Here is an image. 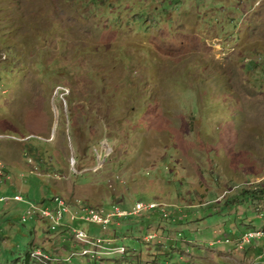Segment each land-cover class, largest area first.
Here are the masks:
<instances>
[{
  "label": "rangeland",
  "instance_id": "rangeland-1",
  "mask_svg": "<svg viewBox=\"0 0 264 264\" xmlns=\"http://www.w3.org/2000/svg\"><path fill=\"white\" fill-rule=\"evenodd\" d=\"M239 2L0 0V264H264V0Z\"/></svg>",
  "mask_w": 264,
  "mask_h": 264
},
{
  "label": "built area",
  "instance_id": "built-area-1",
  "mask_svg": "<svg viewBox=\"0 0 264 264\" xmlns=\"http://www.w3.org/2000/svg\"><path fill=\"white\" fill-rule=\"evenodd\" d=\"M15 199H20L19 196H16ZM10 198L0 195V202H7L9 201ZM60 203L62 204V202L60 201ZM140 204L138 203V208H140ZM114 207H112V209L110 211H106V209H104L103 207L101 208H95V210H91V217H92V221L90 223H96V224H100L102 225L103 228H106V225L109 224L111 221H113V218L116 216H121L124 214V212L121 211H113ZM28 213V212H27ZM24 220H26L25 216H24ZM80 232V231H79ZM82 234V232H80ZM248 238H251L253 236H259V235H254L252 233H248L247 234Z\"/></svg>",
  "mask_w": 264,
  "mask_h": 264
},
{
  "label": "bare ground",
  "instance_id": "bare-ground-1",
  "mask_svg": "<svg viewBox=\"0 0 264 264\" xmlns=\"http://www.w3.org/2000/svg\"><path fill=\"white\" fill-rule=\"evenodd\" d=\"M252 234L259 235L260 236L259 233H252ZM78 237H79V239L82 240V242H84V244H88L87 236H86V234L84 232H82V234L80 232H78ZM99 239H101V238H99ZM97 244H98V246H100L99 243H97ZM32 256L35 257V258H37V259H39V261L41 262V264H51V261H50L51 260V257L49 255H47L49 259L42 257L39 253H37L36 255H34V253H32Z\"/></svg>",
  "mask_w": 264,
  "mask_h": 264
},
{
  "label": "clouds",
  "instance_id": "clouds-1",
  "mask_svg": "<svg viewBox=\"0 0 264 264\" xmlns=\"http://www.w3.org/2000/svg\"><path fill=\"white\" fill-rule=\"evenodd\" d=\"M242 1H244V0H241V2H239V5H241L243 2ZM247 5H250L249 3L247 4ZM27 215V210H26V213L23 215V217H22V220L25 222L26 220H24V216H26ZM33 216H31V218H32ZM30 218V219H31ZM42 252H44V253H46L45 251H42ZM32 253H33V251L30 253V258L31 259H33L34 260V262H35V264H41V262L39 261V259H37V258H35V257H33L32 256ZM47 254V253H46ZM50 257H51V264H53V257L51 256V255H49Z\"/></svg>",
  "mask_w": 264,
  "mask_h": 264
},
{
  "label": "crops",
  "instance_id": "crops-1",
  "mask_svg": "<svg viewBox=\"0 0 264 264\" xmlns=\"http://www.w3.org/2000/svg\"><path fill=\"white\" fill-rule=\"evenodd\" d=\"M86 229H88V230H91V229H89V225L86 227ZM93 231V230H92ZM101 242H103L101 239H99L98 240V243H101ZM112 242L114 243L115 242V240H114V238H112ZM68 243H70V241H68ZM98 245V244H97ZM110 246H111V242H110ZM103 255H109V253H107V254H103ZM57 262H55V264H56ZM57 264H59V263H57Z\"/></svg>",
  "mask_w": 264,
  "mask_h": 264
},
{
  "label": "trees",
  "instance_id": "trees-1",
  "mask_svg": "<svg viewBox=\"0 0 264 264\" xmlns=\"http://www.w3.org/2000/svg\"><path fill=\"white\" fill-rule=\"evenodd\" d=\"M262 190L264 191V188H263ZM244 193H247V195L249 194V196H250V195H252L253 192L250 191V189H246ZM32 218H33V217H32ZM25 222H26V221H25ZM111 222H113V221H111ZM111 222H110V223H111ZM29 258H30V256H29ZM26 260H27V258H26Z\"/></svg>",
  "mask_w": 264,
  "mask_h": 264
}]
</instances>
